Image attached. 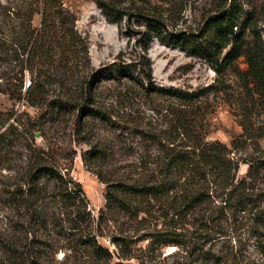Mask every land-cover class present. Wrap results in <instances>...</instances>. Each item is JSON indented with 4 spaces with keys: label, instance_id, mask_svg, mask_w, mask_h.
Segmentation results:
<instances>
[{
    "label": "trees",
    "instance_id": "1",
    "mask_svg": "<svg viewBox=\"0 0 264 264\" xmlns=\"http://www.w3.org/2000/svg\"><path fill=\"white\" fill-rule=\"evenodd\" d=\"M60 2L29 0L25 8L15 2L0 5V63L19 68L12 77L0 75L14 87L13 93L10 88H0V93L38 110L49 108L54 111L51 116L62 115L78 106L77 88L88 102L95 97L98 78L126 80L139 95L155 100L153 111L158 117L126 122L130 126L124 132L132 145L125 165L104 170L108 161L117 160L113 146L101 143L90 146L82 156L88 170L96 166L91 171L105 186V203L96 218L71 177L73 157L57 151L46 140L42 126L29 128L46 142H31L28 169L13 170L9 178L0 176L4 197L0 200V264H49V257L54 261L60 251L65 253L64 260L69 258L66 253H72L75 259L87 258L86 264H124L132 259L140 264L167 259L172 264H244L240 231L248 226L249 217L255 220L262 215L264 197L249 186L264 174L260 145L264 139V32L250 15L243 16L237 0H226L198 34L177 28L178 19L169 8L164 18L155 9L144 12L98 0L109 23L120 26L128 15L145 26L141 31L143 54L126 63L120 53L116 61L86 77L77 71L82 59L88 60L82 58L86 50L76 30V15ZM35 16H40L38 28L32 26ZM153 38L203 60L218 78L232 70L238 59H245L247 70L235 71L245 93L238 114L241 133L228 146L206 141V119L213 108L202 101L204 92L153 85L147 57ZM25 73L30 77L23 88ZM53 88L60 92L55 95ZM79 113L104 120L100 109L88 105ZM10 119L0 114L1 124ZM16 126L21 133L26 130L24 123L16 122ZM2 137L0 160L5 161L10 154ZM118 144L123 142L118 140ZM243 150L250 152L247 160L237 156ZM240 164L248 165L245 178L249 183L237 180ZM104 233L112 252L98 242ZM143 243L144 248L137 247ZM166 248L175 251L161 259Z\"/></svg>",
    "mask_w": 264,
    "mask_h": 264
},
{
    "label": "rangeland",
    "instance_id": "2",
    "mask_svg": "<svg viewBox=\"0 0 264 264\" xmlns=\"http://www.w3.org/2000/svg\"><path fill=\"white\" fill-rule=\"evenodd\" d=\"M97 1L61 0L60 2L62 7L70 9L76 15V30L86 50L82 58L88 60L86 63L82 59V65L77 71L80 72V75L84 72L86 77L116 61V57L120 53L126 63L133 62L138 55L143 54L144 39L141 36V31L145 26L138 25V19L128 15L123 17L120 26L109 23L97 6ZM102 1L117 3L119 8L138 7L144 12L146 9L151 11L155 9L164 18L167 17L166 10L169 8L171 16L178 19L177 28H186L187 31L198 34L204 28L206 20L225 6L226 0ZM8 2H15L17 6L25 8L29 0H0V5H7ZM237 2L243 9V16L244 14L250 15L258 30L264 32V0H237ZM134 13L136 12L132 11V14ZM39 24L40 16H35L32 26L38 28ZM147 57L151 62L154 86L188 92H204L205 99L202 101L211 106L210 110L213 108V113L206 119L208 126L206 141H217L228 146L231 140L240 135L238 114L240 113V102L244 100L245 93L238 82V75L235 71L245 72L247 70L243 57L236 61L232 70L220 78L203 60L187 56L184 51L177 48L167 47L158 42L156 38H153L147 47ZM13 64L0 63V75L5 74V78L12 77L19 69L15 70ZM59 74L60 72H58ZM29 77V74H24L23 88L27 87ZM97 80L98 84H95V90H93L95 97L87 102L82 94L83 91L77 88L75 98H78V106L73 109L72 113L62 115L53 114L51 116L50 114L54 111L49 108L38 110L30 107L22 99L13 100L8 94L0 93L1 118L5 120L8 116L12 117L3 124L0 122V134H3L1 140L8 145L4 148L10 154L5 161L0 160V176L9 178L14 176L15 171L23 172L31 166L28 161L31 142L35 140L38 145H44L46 142L40 138L38 132L29 129L38 124L40 128L43 127L46 140L57 148V151L67 152L69 156L73 157L71 177L80 185L88 201V210L94 218L98 216L99 210L104 206L105 186L91 171L96 166L92 165L91 170H88L82 163V156L90 149V146L101 143L102 146H113L112 151H115L114 158L117 160L108 161L109 164L105 163L104 170L125 165L129 160V147L132 145L130 135L124 132L126 128H129L126 126H130L126 122L138 120L143 116L145 117L144 121L158 117L153 111L155 105L152 104V101L155 102V100L139 95V91L134 89L133 83L129 81L126 83V80L121 82L100 78ZM8 83L0 79V88L2 90L10 88V92L13 93L14 87ZM84 89H87L86 85ZM53 92L57 95L60 90L53 88ZM118 95L120 98L116 99L114 96ZM87 105L90 108L100 109L104 120L97 117H83L79 113V109ZM16 122L25 124L26 130L23 133L16 126ZM118 140L123 144H118ZM260 145L264 149V139L261 140ZM124 148H126L125 151ZM249 153L243 150L237 156L247 160L250 156ZM247 170V164H240L236 175L237 180H246ZM246 182L249 183L248 180ZM249 184L255 188V193L264 194V174ZM3 198L0 194V200ZM260 212L262 215L257 216L255 220L249 217L246 223L248 226L240 231L243 243L240 247L244 264H264V197L260 205ZM98 242L110 252L114 251L106 233H104V237H98ZM144 245L145 243L138 244L137 247L144 248ZM173 251L175 248L162 250L161 259ZM64 255L65 253L58 252L54 261L49 257V264H83L87 259L83 256H78L75 259L72 253H66L69 258L64 260ZM112 261L117 262L118 260L113 256ZM172 262V259H167L161 260L158 264H172ZM123 263L140 264L135 259L123 261Z\"/></svg>",
    "mask_w": 264,
    "mask_h": 264
}]
</instances>
